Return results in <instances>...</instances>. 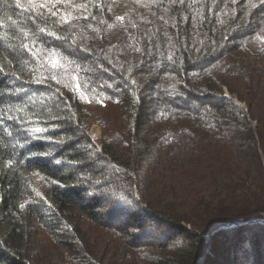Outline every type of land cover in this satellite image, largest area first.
<instances>
[{
    "label": "trees",
    "instance_id": "trees-1",
    "mask_svg": "<svg viewBox=\"0 0 264 264\" xmlns=\"http://www.w3.org/2000/svg\"><path fill=\"white\" fill-rule=\"evenodd\" d=\"M25 8L0 0V264H264V223L205 237L264 218V0Z\"/></svg>",
    "mask_w": 264,
    "mask_h": 264
},
{
    "label": "snow or ice",
    "instance_id": "snow-or-ice-1",
    "mask_svg": "<svg viewBox=\"0 0 264 264\" xmlns=\"http://www.w3.org/2000/svg\"><path fill=\"white\" fill-rule=\"evenodd\" d=\"M181 2H183V0H181ZM62 3H68V0H28V8L31 9L33 16H41L47 11L50 16L60 18L62 23H68V16L70 13H63L61 9L56 8L57 4ZM28 8H25L24 10L27 11ZM52 8H56V10L52 11ZM78 8L86 11V5H79ZM83 18L87 19V16H84ZM117 20H123V17H117ZM39 31L43 33L45 32V29L41 28ZM23 35L25 39H31L32 48H36L37 45H40L38 52H33L32 48H30L27 43L23 45V48L28 51L29 55H33L37 60L42 61V66L44 64H49L54 71L64 69V64L60 62L62 59L60 53L52 49L44 48L43 41L39 37H36L35 34H33L32 37H29V33L24 32ZM0 71H2V69H0ZM52 78L55 79V76ZM76 89L79 91L78 83Z\"/></svg>",
    "mask_w": 264,
    "mask_h": 264
},
{
    "label": "rangeland",
    "instance_id": "rangeland-1",
    "mask_svg": "<svg viewBox=\"0 0 264 264\" xmlns=\"http://www.w3.org/2000/svg\"><path fill=\"white\" fill-rule=\"evenodd\" d=\"M236 100V99H235ZM237 101V100H236ZM240 105L244 106V103L242 102H238ZM90 111L91 112H96L97 114H95L97 117H100L101 119L103 120H108L109 118H114L116 113L113 111V110H105L103 108H99V107H96L94 108L93 106L90 107ZM100 114V115H98ZM103 127H102V124L99 122V119H97L96 121H94L89 127H88V130H87V133L92 141V144L96 147V150H98L99 152L102 151V140H103ZM82 146H85L82 145ZM85 148H88L85 146ZM116 168L122 172H129L127 169L123 168V167H120V166H116ZM131 173V172H129ZM132 174V173H131ZM31 183H30V191H33L34 194L36 195H39V197H42L44 200L47 201V197L45 196L46 193H47V181L44 180L43 178H41V175L39 174H31ZM46 203V202H45ZM256 218V217H255ZM256 219H261L263 222L261 223H264V218H256ZM56 221V220H54ZM60 230V229H59ZM40 235L39 237L37 236V244L39 243L40 245H43L44 246L48 245L47 244V241L46 242H41L40 240Z\"/></svg>",
    "mask_w": 264,
    "mask_h": 264
},
{
    "label": "water",
    "instance_id": "water-1",
    "mask_svg": "<svg viewBox=\"0 0 264 264\" xmlns=\"http://www.w3.org/2000/svg\"><path fill=\"white\" fill-rule=\"evenodd\" d=\"M254 222H263V221L261 219L252 218L251 220H249L247 222H235L232 224L218 223L216 225L211 226L209 231L205 234V237L208 241H210L211 237L214 235V233L220 229L230 228V227H234V226H240V225L254 223Z\"/></svg>",
    "mask_w": 264,
    "mask_h": 264
}]
</instances>
